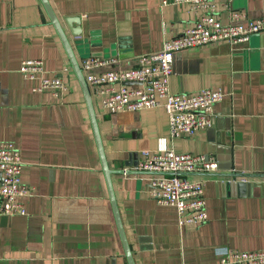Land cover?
<instances>
[{
    "label": "crops",
    "instance_id": "1",
    "mask_svg": "<svg viewBox=\"0 0 264 264\" xmlns=\"http://www.w3.org/2000/svg\"><path fill=\"white\" fill-rule=\"evenodd\" d=\"M49 1L79 62L99 55L123 67L160 50L200 15L175 0ZM233 8L264 17V0H234ZM71 17L81 24L69 25ZM79 26L81 37L73 33ZM28 59H42L45 75L63 76L69 91H34L38 81L20 72ZM169 86L189 94L221 89L212 125L172 138L164 107L111 111L94 101L135 264H220L218 247L264 249V32L176 53ZM0 141L20 149L22 179L33 188L23 198L25 215L0 213V264H129L85 97L41 0H0ZM164 149L218 159L216 172L186 174L205 182V223L180 225L175 207L150 196L161 173L131 171L143 150Z\"/></svg>",
    "mask_w": 264,
    "mask_h": 264
},
{
    "label": "built area",
    "instance_id": "2",
    "mask_svg": "<svg viewBox=\"0 0 264 264\" xmlns=\"http://www.w3.org/2000/svg\"><path fill=\"white\" fill-rule=\"evenodd\" d=\"M189 4L200 13L193 26L165 40L163 47L137 58L135 64L123 67L116 57L88 56L80 67L91 95L106 110H141L164 107L172 138L194 135L212 125L214 105L225 97L221 89L205 88L189 93H172L169 79L175 54L195 46L248 41L264 32V17L252 19L233 8L234 0H175ZM219 6L226 11L227 21L219 16ZM20 72L38 83L36 92L66 93L69 82L60 75L47 76L42 59L23 60ZM131 83V84H127ZM138 170L161 173L151 179L149 193L163 205L177 209L180 225H201L209 214L206 209L205 182L190 180L186 174L211 173L219 169L213 154L180 153L174 149L143 150ZM24 162L20 149L12 141H0V213H27L23 198L33 190L22 179ZM245 179H242L244 181ZM220 264H264V249L239 250L227 246L216 248Z\"/></svg>",
    "mask_w": 264,
    "mask_h": 264
},
{
    "label": "water",
    "instance_id": "3",
    "mask_svg": "<svg viewBox=\"0 0 264 264\" xmlns=\"http://www.w3.org/2000/svg\"><path fill=\"white\" fill-rule=\"evenodd\" d=\"M45 10L47 12V14L49 15V18L51 20V23L53 24V26L55 27L57 34L64 46V49L67 53V56L69 58V61L72 65V68L74 70V73L78 79V82L82 88L84 97H85V101L87 104V108H88V112H89V116H90V120H91V124L93 127V131H94V136H95V140H96V144H97V148H98V152H99V156H100V160H101V165H102V169L105 175V179H106V183H107V187H108V191H109V195H110V200H111V204H112V208L114 211V215H115V219H116V223L118 226V230H119V234L124 246V250H125V254L126 257L128 259V263L129 264H135L134 258H133V254L132 251L130 249L124 228H123V223L121 220V216H120V212H119V208H118V203H117V199H116V195H115V190L113 187V181H112V174H114L116 172V170L111 169L109 166V162L105 153V149H104V145H103V140L101 137V132H100V128H99V124H98V119H97V112H96V108H95V104H94V100L92 98L91 95V90L90 87L86 81L85 75L80 67V63L78 60L77 55L75 54L74 48L61 24V21L59 20L57 14L55 13L51 3L49 0H41ZM69 25H71L73 22H76L78 25L81 24V19L79 17H71L70 19H67ZM83 29L81 28V26L77 27L76 30H73L74 35L81 37ZM82 41V40H80ZM81 43V42H80ZM83 44V43H81ZM96 55V54H94ZM89 55H87L86 57H88ZM99 56V55H96ZM127 84H131V83H127ZM138 166V165H137ZM137 166L135 168V170H131L132 172H141L143 170H138ZM219 175H222L224 177H234V175L232 173H218ZM239 176V175H238ZM236 175V177H238Z\"/></svg>",
    "mask_w": 264,
    "mask_h": 264
}]
</instances>
